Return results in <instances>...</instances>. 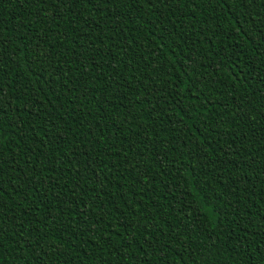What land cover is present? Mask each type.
Listing matches in <instances>:
<instances>
[{
    "label": "trees",
    "instance_id": "trees-1",
    "mask_svg": "<svg viewBox=\"0 0 264 264\" xmlns=\"http://www.w3.org/2000/svg\"><path fill=\"white\" fill-rule=\"evenodd\" d=\"M101 7L0 5L9 51L19 45L0 80L14 94L0 116L4 264H33L37 227L66 241L40 264H264V43L236 23L248 9ZM193 102L195 123L180 124ZM85 218L90 240L78 231Z\"/></svg>",
    "mask_w": 264,
    "mask_h": 264
},
{
    "label": "snow or ice",
    "instance_id": "snow-or-ice-1",
    "mask_svg": "<svg viewBox=\"0 0 264 264\" xmlns=\"http://www.w3.org/2000/svg\"><path fill=\"white\" fill-rule=\"evenodd\" d=\"M35 2L40 3L41 5L44 3V0H35ZM114 0H54V3L56 4H68V3H73V4H77V3H85V4H93V3H99L101 5H103V7L99 8L98 10L101 12L105 11L106 6L109 3H113ZM132 2L134 4H139L141 3V0H132ZM159 0H143L144 4L150 5L152 7L156 6V3H158ZM193 2H195V0H193ZM4 3V0H0V5H2ZM125 3H127V0H125ZM234 3L241 9H248V11L244 12V15H246L247 17H249L248 21H243L242 17H238L236 20L237 24H241V23H248L249 27L246 31H244L242 34L244 36H248L250 32H254L256 35H258L262 41V43H264V13H262L261 11L256 10V8H260V9H264V0H234ZM259 18V24L256 25V27H253L254 24H256V20ZM4 23L3 21V17L2 15H0V25H2ZM3 32H4V28L2 26H0V80L3 79L4 75H5V67L7 66V64H12L15 65L16 64V60H15V56H14V52L16 50V48H19V45H16L15 48H12L11 51H9L10 46L12 45V40L9 39L8 37H4L3 36ZM171 33H169V37H171ZM159 39L161 41H164V36L163 34H161V36L159 37ZM36 52H38L40 55H43L44 53L40 51L39 48L36 49ZM7 54V55H6ZM264 54V53H262ZM173 64H175V61H172ZM183 67L187 68L188 65H183ZM219 69H216V71H218ZM197 83H199V81H197ZM21 84L24 87H27L26 84H24L23 80L21 81ZM14 96V94H13ZM13 96H9V94L5 91L4 87H0V116H6L7 112H6V108H10L12 107L11 104V100L13 99ZM16 99H20V97H15ZM199 98L197 97L196 100H198ZM179 109V106H177ZM195 107V102L190 103L189 105L185 106L182 111L186 114L185 116H181L179 123L180 124H187L188 121H192V117L189 113V109L190 108H194ZM261 115H264V110L261 111ZM192 123L194 124L195 122L192 121ZM19 125H17L18 127ZM148 129L145 128V131H147ZM175 127L173 128V131H175ZM190 131H195V132H199V129H190ZM65 138L63 136H59L58 137V141H63ZM3 140H2V135H0V145H2ZM204 143L203 140L197 138V140L195 141V144L197 146V148L199 147L200 144ZM4 164L5 161L3 159H0V178L3 177L4 175ZM35 175V174H34ZM19 177L17 176V179ZM36 179H39L38 177H36ZM79 186V185H77ZM25 187H27L28 189H30L32 192H38L39 191V186L36 183H33V178L25 176ZM13 188H15V185H13ZM17 195L20 194L19 189H16ZM25 195H27V193H25ZM45 195H48V193H45ZM85 195H87V193H85ZM4 197V189L2 186H0V198ZM57 199H59V196L57 197ZM47 206V205H45ZM78 207V205H77ZM111 212H101L100 216L97 218V220L95 221V223H99V220L103 218V216L105 215H110ZM11 218V217H10ZM46 219H49L51 221V223H55L56 221V217L52 216V217H46ZM3 206L0 205V264H4V259H3V253H4V243H5V237H6V233L3 229ZM38 224H40V226H43L42 223L38 222ZM83 225H88V227H81L80 229H78L80 234L83 233H89V235L85 236V239L90 240L91 239V235L95 234V229L89 225L88 219L85 218L83 219ZM21 227H23V225H21ZM138 227V226H137ZM196 228H199V225H196ZM124 229L127 232L130 231H134L135 228H133L130 224H125L124 225ZM52 229H49V231H45V232H41L39 230V227H37L34 230V235L32 236V241L35 243V245L39 248V253L36 257L31 258L33 261V264H40V262L45 258L48 257L49 259L57 254L62 255L63 251H62V245L65 244V240L60 239L59 237H57L56 239H50V231ZM201 235L203 233H200ZM77 235L76 232H72L69 234L68 238L69 240L72 239V237H75ZM242 239V238H241ZM154 245H156L157 248H160L161 245H159L157 243V241H153L152 242ZM74 246V245H73ZM128 247H131V244L129 243L127 245ZM167 245H164L163 247H166ZM216 244L214 241H209L208 243V248L206 249V251H211V249L215 248ZM262 252H264V249H262ZM101 264H107V261L104 260L103 257H101ZM185 264H187V262H185Z\"/></svg>",
    "mask_w": 264,
    "mask_h": 264
}]
</instances>
